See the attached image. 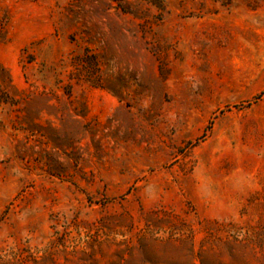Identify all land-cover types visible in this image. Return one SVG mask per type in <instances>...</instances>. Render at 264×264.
Listing matches in <instances>:
<instances>
[{
  "label": "rangeland",
  "instance_id": "374dc122",
  "mask_svg": "<svg viewBox=\"0 0 264 264\" xmlns=\"http://www.w3.org/2000/svg\"><path fill=\"white\" fill-rule=\"evenodd\" d=\"M243 61L264 0H0V264H264Z\"/></svg>",
  "mask_w": 264,
  "mask_h": 264
},
{
  "label": "crops",
  "instance_id": "0c3cea01",
  "mask_svg": "<svg viewBox=\"0 0 264 264\" xmlns=\"http://www.w3.org/2000/svg\"><path fill=\"white\" fill-rule=\"evenodd\" d=\"M238 67L239 72L249 75V81H264V64H260L259 61H243V63L238 64Z\"/></svg>",
  "mask_w": 264,
  "mask_h": 264
}]
</instances>
